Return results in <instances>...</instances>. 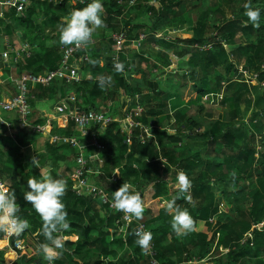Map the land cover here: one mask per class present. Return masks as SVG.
I'll list each match as a JSON object with an SVG mask.
<instances>
[{
    "label": "trees",
    "instance_id": "trees-1",
    "mask_svg": "<svg viewBox=\"0 0 264 264\" xmlns=\"http://www.w3.org/2000/svg\"><path fill=\"white\" fill-rule=\"evenodd\" d=\"M128 1L101 0L104 29L111 28L114 34L125 31L128 45L141 34L135 27L139 23L147 25L143 27L150 37L161 34L159 40H164L169 30L190 23L191 37L183 40L189 51L170 79L176 82L177 78L180 86L191 84L197 95L195 106L208 115L212 114L214 99H218L223 86L220 103L228 106L226 116L201 130L198 121L186 118L191 106H186L177 95L161 94L160 85L164 81L159 77L145 80L144 69L140 72L137 68L138 73L128 70L131 63L124 54L120 56V62L125 65L124 72L117 73L110 55L103 57L104 52L111 50V40L110 48L98 41L86 50L90 60L102 61V65L86 63L79 83L66 85L55 80L49 86H28L32 125L43 126L47 118L41 116L40 110L57 103L67 94L75 96L82 110L106 108L107 103L113 102L112 117L123 118L125 110L141 106L143 111L136 120L152 125L153 138L140 142L136 129L131 143L126 144L119 123H109L104 131L96 133L97 141L104 148L98 154L102 159L101 167L96 169L94 163L98 175L93 181L104 188L111 199L112 193L123 183L131 184L140 195L150 187L152 198H158L160 210L155 217L149 216L146 225L153 234L154 259L161 264H187L182 255L190 260L189 254L194 248H198L201 257L222 248L226 252L224 261L217 264H264V0H252L253 7L260 10L259 28L253 27L244 15L243 5L248 0H242L235 6L228 0H220L219 20L212 27L213 34L208 32L206 22L207 0H153L157 3L155 5L150 4L152 0H137L131 6ZM89 2L91 0H33L20 16H16L13 10L4 13L0 18L3 34L11 36L12 30L21 32L29 45V55L21 54L16 62L13 58L8 62L0 60L2 76L11 71L17 72L18 76L23 73L41 76L46 71L57 69L63 49L68 47L60 43V30L73 10L82 9ZM124 4L133 17L123 15ZM174 6L176 9H172ZM197 7L202 14L198 19H192L188 14ZM143 45L138 49L143 51ZM172 48L168 46V50ZM163 57L162 64H154L155 72H158L157 68L161 73L167 71L170 55ZM132 58L137 59V67L149 60V56L138 53ZM125 71L130 72V77L124 75ZM245 71L255 75L257 82L247 85L243 79ZM100 75L111 76L112 85L102 88L96 79ZM209 77H214L216 87H209ZM245 95L248 100L244 107L251 109L247 121L241 117ZM203 97L207 106L200 103ZM1 117L14 124L15 135L13 139L4 137L5 127L0 124V179L15 192L20 206L18 215L30 224V228L21 235L10 238L9 246L16 240L26 242L28 238L34 244L26 243L33 255L26 251L24 255L18 253L12 264H48L35 250L42 243H48L41 232V218L23 198L29 190L28 179L33 176L41 179L40 169L44 167L51 169L54 179L67 182L62 202L66 206L70 228L63 235L69 239L65 242L62 256L52 264H150V257L136 244L138 238L132 231V225L127 228L123 239V233L116 224L120 213L109 210L93 197L78 196L71 190L70 174L77 155L75 148L69 144H54L31 129L17 128L15 112H2ZM171 118L177 123L174 134H168L162 127L163 121ZM51 134L70 137L79 136L80 132L71 121L65 128L52 122ZM36 135H39L38 151H35L38 164L31 158H25L22 151L32 140L35 142ZM182 136L186 141L181 139ZM258 136L259 146L256 147ZM87 137L82 138L84 144L89 139L85 154L92 151V139ZM180 170H184L192 182L189 193L181 194L176 187V175ZM233 172L235 178L231 175ZM216 191L222 194L221 201L228 213L219 214ZM174 197H178L177 205L183 204V209H187L197 223L196 231L187 241L173 237L171 242L167 241L169 233L173 236L176 233L165 220L172 213L169 214L162 205ZM72 235L75 240L71 239ZM3 237L4 232H0V240ZM8 248H0V264H4Z\"/></svg>",
    "mask_w": 264,
    "mask_h": 264
},
{
    "label": "built area",
    "instance_id": "built-area-1",
    "mask_svg": "<svg viewBox=\"0 0 264 264\" xmlns=\"http://www.w3.org/2000/svg\"><path fill=\"white\" fill-rule=\"evenodd\" d=\"M33 0H0V12L7 13L9 11H14L16 16H20L27 6ZM55 1V0H49ZM137 0H129L128 5L131 6L136 3ZM151 5L157 4L155 1L150 2ZM126 32L121 31L120 33L114 34L111 45L110 58L115 65L116 62H120L121 54H124V47L127 42ZM145 34L141 33L137 39L129 41V46L133 49H138L144 44ZM27 45H22L18 48H12L10 51H0V60L3 62H8L10 58L16 62L21 54L25 56L29 55ZM88 47L85 49H76L74 46H68L63 49L61 54L60 63L57 69L53 71H46L41 76H36L29 73H23L18 77H10V82L15 87V92L7 99L0 98V124L4 125L5 132L3 135L10 139L14 138V124L6 122L1 117L2 112H15L18 117V127L21 130L31 129L34 132L43 134L42 126L32 125L31 116L32 108L29 104V89L28 86L32 85H42L49 86L53 81H62L66 85H73L79 83L83 77V66L89 62L90 58L87 51ZM10 52L12 53L10 57ZM255 77V75H254ZM68 102L73 104V108L70 109ZM113 103L109 102L106 108H99L97 110L88 109L82 110L77 105V100L73 94H67L65 98L58 101L55 105V110L57 114L63 115L65 117L66 125L71 121L75 125V128L80 132L79 136H53L49 133L48 139L54 144H69L77 150V155L73 159L74 169L70 176L71 180V190L78 196H90L99 201L102 205H106L109 210L120 213V219L116 221L119 225V231L123 233V239L125 238L127 228L132 227V231L136 238H138V233L144 231H149L147 225L141 220H136L133 218L131 221L125 218L124 213L117 211L113 207V199L109 198L104 188L97 185L93 179L97 177V168L101 167L102 159L99 158V153L103 150V146L96 139V133L104 131L106 126L111 122H117L120 125V133L124 137L126 144H130L133 133L138 129V138L140 142H144L145 139L153 138L152 125H144L138 120V117L142 111L139 107H132L125 110V115L123 118L112 117L111 110ZM135 109H140L136 112ZM63 127V126H62ZM90 136L92 139L91 147L92 151L89 154H85V145L82 142V138ZM94 163L96 164V169H94ZM96 170V171H95ZM116 173V170L113 171ZM0 185H4L0 179ZM5 186V185H4ZM220 212H226L223 209V204L218 205ZM6 239L9 240L12 236L4 233ZM17 254H25V245L23 240L14 241L13 245L10 247ZM143 253L150 257V264H161L156 259H154L155 251L153 241H151L150 248Z\"/></svg>",
    "mask_w": 264,
    "mask_h": 264
},
{
    "label": "clouds",
    "instance_id": "clouds-1",
    "mask_svg": "<svg viewBox=\"0 0 264 264\" xmlns=\"http://www.w3.org/2000/svg\"><path fill=\"white\" fill-rule=\"evenodd\" d=\"M244 15L253 27H260V10L253 7L252 0H248L243 5ZM104 13V6L101 0H91L85 7L79 10H73L70 16L66 18L64 26L60 30V43L64 46H74L76 49H85L93 43L92 37L97 29L105 27L104 20L101 18ZM90 64L96 65L102 61L90 60ZM117 73H123L125 65L116 62L114 65ZM91 78V73L88 74ZM99 85L103 88L111 86L113 78L111 76L100 75L96 78ZM34 163V159H33ZM48 168L42 172V178L35 176L28 179L27 188L29 189L23 195L24 200L32 206L42 221L41 232L48 243H42L39 247L48 261V264L62 256L65 242L69 239L63 235L68 231L70 224L67 221L68 213L66 206L62 202V197L67 192V182L64 179H54ZM235 178V172L231 174ZM177 189L181 194L189 193L192 182L184 170L178 171L176 175ZM113 207L124 213L125 218L131 221L143 219L145 211L144 201L139 192L133 190V186L123 183L118 190L112 193ZM174 197L171 200H165L163 207L169 213H172L171 228L178 236H186L196 231L197 223L187 209H182L177 205ZM188 199H191L188 196ZM20 206L16 202V195L10 188L0 185V232L9 235H21L30 228L29 221L21 218L18 213ZM136 244L147 251L151 246L153 234L150 231L138 233Z\"/></svg>",
    "mask_w": 264,
    "mask_h": 264
},
{
    "label": "rangeland",
    "instance_id": "rangeland-1",
    "mask_svg": "<svg viewBox=\"0 0 264 264\" xmlns=\"http://www.w3.org/2000/svg\"><path fill=\"white\" fill-rule=\"evenodd\" d=\"M230 2H232V6H235L239 3H241L242 0H228ZM199 2V0H198ZM198 4V3H197ZM119 5H123L119 4ZM220 0H207V4H206V19H207V25L209 26L208 28V32H212L213 34V26H215L219 20V13H218V9L220 8ZM123 10L122 13L124 16H132V13L127 12V8L128 6H122ZM172 9H176V6L172 7ZM191 11V9H190ZM189 11H187L185 14L187 15ZM202 14V10L200 8H196V10L189 12V16L192 17V19H198ZM122 15V16H123ZM143 20V18H142ZM141 24V25H140ZM143 25L145 27H147V25L139 23L137 24L136 27V32L140 31L141 33L145 34V40H144V45H145V49L143 51L142 48L141 49H136L134 50L131 46L125 45L124 47V57L125 59H127V61H129V63H131V65H129L130 69L128 70H132V71H136V73H138L139 71L142 72L143 69L145 72V80H148V78L151 77H159V79L161 81H164L161 83L160 85V91L161 94L163 93H169L172 95H177L180 99L184 100V103L186 106H191L187 113H186V118H190L193 120L198 121L199 123V127L201 130H203L207 125L213 123L215 120L217 119H222L223 117L226 116L228 109V106L225 105H221L220 103V96L223 95V86L222 88L220 87V90L218 95V99L216 100V98L214 99V104L212 105V114L208 115L207 113H205V111H199L197 109V107L195 106L197 104V99H196V93L195 91L192 89L191 84H186L185 86H180L179 83L177 82V78H175L176 82H174V80L170 79V76L172 74H174V72L176 71L175 68L179 66L180 64V60L186 58V53L189 51L188 46L183 42V40H187L191 37V30H190V23H183L182 26L179 29L176 30H170L168 31V34L166 35L164 40H159L158 38H160L161 34H158L156 37H150V35L148 34V31L144 29ZM210 27L212 28L211 30ZM135 32V33H136ZM170 32V33H169ZM115 32H113L111 30V28H100L97 29V31L93 34L92 40L93 43H91L90 45H94L96 42L100 41L99 43L103 44V46H107L108 48H110L111 45V40L113 38ZM102 34H104V37L102 38ZM148 35V37H147ZM181 41V42H180ZM143 45V46H144ZM168 46H173V48L171 50H168ZM88 53V52H87ZM91 53V52H89ZM137 53L141 56L142 54L145 56H149V60H146L144 63H141V67H137V59L135 60L134 56L137 55ZM145 53V54H144ZM111 54V50H108L106 52L103 53V57H108V55ZM136 54V55H135ZM164 55L168 56L170 55V58L168 59V62L170 63V65L168 67H166L167 71H165V73H161L162 71L158 69V72L154 71V64H162V61H164L163 59L165 57H163ZM163 59H161V57ZM100 65H102V63H100ZM137 68L139 69V71L137 70ZM143 71V72H144ZM181 72V71H180ZM214 76V73L211 72ZM124 75L126 77H130V72L125 71ZM3 77V76H1ZM243 79L246 82L247 85L251 86L252 84L257 82V77L255 78L254 75H251V73L245 71L243 72ZM169 80V81H166ZM209 81H210V85L209 87L214 88L216 87V81L214 80V77H209ZM7 87V84H6ZM9 90L12 92L11 88H9ZM114 96V95H112ZM222 97V96H221ZM128 101V99H126ZM248 100V97L245 95L242 98V106L241 110L243 111L241 114L242 120L247 121L248 118L250 117V113H251V109H246L244 107V103ZM113 103V102H112ZM202 105L207 106V101L205 99V97H203L201 99L200 102ZM55 103L51 104L50 106H54ZM210 105V104H209ZM141 109V111L143 110V108L141 106H137ZM140 109H135L136 112H139ZM261 119L263 117H260ZM31 121H32V116H31ZM175 119L171 118L168 121H163L162 127L165 128L168 132V134H174L177 131V123H175ZM62 127V124L61 126ZM197 131V128L195 129ZM187 131V130H184ZM33 133H37L34 132ZM39 134V133H38ZM29 137H31V135H29ZM39 135L35 136V142L34 140H32L33 142L30 143V145L26 146L24 149H22L23 151V155L25 158H31L35 160V151H38V146H39V140H38ZM259 137V136H258ZM44 139V138H43ZM181 139L183 141H186L185 137L182 136ZM259 138L256 139L255 144L256 147L259 146ZM38 164V162H36ZM49 167H44L41 168L40 171L41 173L48 169ZM106 185V183H104ZM216 193V192H215ZM240 203H242L241 200H239ZM146 202H144L145 205ZM238 203V204H240ZM223 204V203H222ZM225 208V205L223 204V209ZM226 211V209H224ZM143 219H141L142 222L146 223V218L148 219L146 214H143ZM4 243L0 241V247L3 246ZM11 253H7L6 254V261L10 262L13 259V256L10 255Z\"/></svg>",
    "mask_w": 264,
    "mask_h": 264
},
{
    "label": "crops",
    "instance_id": "crops-1",
    "mask_svg": "<svg viewBox=\"0 0 264 264\" xmlns=\"http://www.w3.org/2000/svg\"><path fill=\"white\" fill-rule=\"evenodd\" d=\"M2 15H3V13L0 12V18L2 17ZM2 30L3 29L0 28V51H6V50L10 51L12 48H18V47H21L22 45H28L27 41L23 40L21 32H19L17 30H12L11 36H9V35L3 34ZM90 46L91 45H89L88 48H90ZM11 55H12V53L10 52V57H11ZM1 76H2V71L0 70V98L7 99L15 92V87L10 82V77H18V73L15 71H11L10 73H8V75L3 76V78ZM6 84H7V87H6ZM9 88H11L12 92L9 90ZM107 104H109V103H107ZM55 105H56V102H55ZM55 105L52 107L49 106L48 108H44V109L40 110L41 116L47 118L46 123L42 126L43 127V134L39 133L41 138L48 139L49 133H51V130H52V122H55L57 124V126H61V124H62V126H63L62 128H64V126L66 125L65 117L63 115L57 114V112L54 108ZM101 108H104V107H101ZM86 138H89V137H86ZM86 143H89V139H88V141H86ZM86 143L84 145H86ZM28 145H30V144H27V146ZM25 147H23V149ZM86 151H87V149H86ZM87 152H89V151H87ZM73 169H74V166H73ZM73 169H72V173H73ZM71 174H70V176H71ZM171 187H173V186H171ZM151 194H152V192L150 191V187H148L146 189L145 193L143 195H141L142 200L144 202H146L144 214H146L148 218L151 215L155 217L158 214V211L160 210V204H158V198H156V199L152 198ZM221 196H222V194L216 191L215 198H216V201L218 202V205L220 203H223V201H221ZM180 207L183 209L184 205L182 204ZM231 208H232V206L230 207V209ZM224 209H226V212H224V213H228L226 206ZM218 211H219V209H218ZM219 214H220V211H219ZM172 215L173 214H171L169 218L166 217V219H165V220H167L166 222L170 223V225H171ZM146 223H147V218H146ZM191 234L192 233H190L186 236H178L177 234H175L173 236L172 234L169 233L167 236V241L171 242L173 238H175L179 241H187L190 238ZM71 239L75 240L76 237L74 235H72ZM0 241L4 243V245L1 246L0 248H4V247L8 248L9 243H8V240L6 239L5 236ZM26 243L33 244L31 242L30 238H28L26 240V242H24L25 246H26ZM30 250L32 251V249H30ZM35 250H36L38 256L45 259L41 250H40V247H36ZM7 252H8V254L9 253L12 254L13 259L10 262H7L6 261V255H5L4 256V264H12L13 261L17 258L18 254L11 248H8ZM225 253L226 252L222 248H218L217 250H214V252L206 253L203 257H201L199 255L198 248H194V249H191V253L189 254L190 260H188V258L186 259L184 254L182 255V257H184V261H186L187 264H217L218 262L224 261V254ZM31 255H33V251L31 253ZM171 259H174V257L173 258L171 257ZM182 264H184V262Z\"/></svg>",
    "mask_w": 264,
    "mask_h": 264
},
{
    "label": "water",
    "instance_id": "water-1",
    "mask_svg": "<svg viewBox=\"0 0 264 264\" xmlns=\"http://www.w3.org/2000/svg\"><path fill=\"white\" fill-rule=\"evenodd\" d=\"M68 104H69L70 109H72L73 108V104L70 103V102H68ZM25 251L27 252L28 255H31V253H32V251L30 250V248L28 246L25 247Z\"/></svg>",
    "mask_w": 264,
    "mask_h": 264
}]
</instances>
